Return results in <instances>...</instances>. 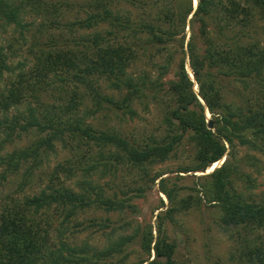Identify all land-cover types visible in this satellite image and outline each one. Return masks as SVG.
I'll use <instances>...</instances> for the list:
<instances>
[{
	"label": "trees",
	"instance_id": "obj_1",
	"mask_svg": "<svg viewBox=\"0 0 264 264\" xmlns=\"http://www.w3.org/2000/svg\"><path fill=\"white\" fill-rule=\"evenodd\" d=\"M68 5L0 0V186L17 177L15 191L0 198V264H176L165 224L204 200L239 240L237 264H264V191L250 192L255 180L246 169L259 157L238 154L241 146L264 152V0H198L196 8L194 0H86L87 15L65 21ZM11 24L24 41L34 38L30 61H11L1 33ZM229 81L242 86L235 100ZM151 103L162 108L165 126L143 140L88 120L104 110L134 118L137 104ZM23 137L26 145L6 149ZM184 143L193 145L191 160L177 180L150 171ZM59 144L69 158L47 172ZM124 165L149 187L159 179L169 204L161 199L156 229L109 216L139 214L134 197L149 188L107 193L108 183L92 180L100 166L107 174ZM186 177L191 185L180 184ZM32 183L40 189L24 194ZM90 210L108 215L81 219ZM84 232L87 240L77 241ZM96 234L103 245L93 242Z\"/></svg>",
	"mask_w": 264,
	"mask_h": 264
},
{
	"label": "rangeland",
	"instance_id": "obj_2",
	"mask_svg": "<svg viewBox=\"0 0 264 264\" xmlns=\"http://www.w3.org/2000/svg\"><path fill=\"white\" fill-rule=\"evenodd\" d=\"M47 1L57 3L59 0ZM67 1H69V5L67 6L68 8H65V10H63L61 13L62 20L73 21L77 18H83L87 15L84 11L86 8L83 9L81 7V5H83L86 0ZM197 2L194 0L195 5H197ZM31 20L32 18H26V21ZM19 27L20 26L11 24L7 26V28L4 27L1 30L4 38L3 44L5 45L6 50L11 55H14V58L11 59V61H14L13 63H18V61H30L32 59L29 50L34 46L32 45L34 38L31 37V35H28L27 40L24 41L25 39L22 38ZM187 31H189V28H187ZM8 43H11L13 46V49L10 48V51L7 49ZM187 67L191 77H194L189 64ZM241 88L242 86L240 83L229 81L226 87L227 97L229 100L237 99V97H239V90ZM195 89L198 90L197 85H195ZM87 103V106L90 107L92 105V100H89ZM135 108L137 109L139 115L135 116L134 118H130V115H126L123 118L117 116L116 112H113L112 110H104L96 113L95 115H91L88 117V120L93 122V124L98 127L104 129L107 127H113L120 131L123 135L138 140L146 139L151 134L161 133L163 129L160 128L161 126L164 128L165 125L161 124L163 111L158 104L151 103L149 109L143 107L141 104H137ZM208 118H212V114L207 110V119ZM27 139L28 137H23L22 140L17 139L13 143H9L6 149L11 151L16 147V145L24 146L30 141ZM192 148L193 145L184 143L181 145L176 155H172L166 161L156 164L154 167L150 168V171L152 173L157 171L165 173L163 177L167 175L170 176V184H172L175 180H177L176 175L178 173L177 170L179 169V166L189 163L191 160L190 156L192 154ZM97 150L98 147L94 148V154L97 152ZM247 153H254L257 157H259V160L256 161V165H250L246 169L251 172L252 177L255 180L253 183L254 186L251 188L250 192H252L254 196H260L264 191V152H252L248 150V147L241 146L238 153L239 156H245ZM68 155H70V153L64 147H62L61 144H59L58 152L55 155H51L50 161L48 162L49 164L46 166L47 172H49V170L51 171L58 162H64L65 159L69 158ZM223 159H226V157L224 156ZM49 165L51 168H48ZM39 170L37 171V174L39 173ZM103 171L104 166H100L98 172L92 175V180L99 185H107L108 183L113 189H108L107 193H113V191H120L122 189H133L139 185L149 187L147 178L142 177L140 171L134 170L130 166L124 165L119 169H110V172L107 174H103ZM195 174L200 175L204 173L196 172ZM16 180L17 177L13 176L5 183V185L0 186V198L6 193L15 191L17 187V182H15ZM158 182L159 179L155 184L152 185V187L147 189L146 196L139 198L134 197L133 201L136 202L138 204V208L141 209L139 214L132 215L128 212H113L109 214L112 220L124 223L125 220L129 221L132 219L135 223H152L154 225V229H156L157 214L161 210L157 209V207L161 205V199L165 201L166 206L169 204V201L164 193L159 191ZM192 182V177L180 179L181 185H191ZM32 184V187H28L24 194L30 195L40 189L38 184ZM69 184L74 186V183L69 182ZM164 209H166V207H164ZM93 215L106 217L108 214L103 211L94 212L90 210L87 213L82 214L81 219L87 220V218H90ZM219 215L220 211L218 208L204 200L199 207H194L181 213L179 212L175 215L173 221L168 220L166 222L165 228H167L168 235L170 239L173 240L177 245V252L175 254L176 264H237L235 259L238 258L239 240L235 237H231L230 234H227L220 227L218 222ZM156 233L157 230H155V234ZM87 237L88 236L86 232L79 233L77 241L81 242L83 239L87 240ZM104 240V236L100 237L98 234H96L93 238V242L98 245H103ZM133 249L137 251L139 249L138 245L133 247ZM136 256L137 253L134 252L132 259H135Z\"/></svg>",
	"mask_w": 264,
	"mask_h": 264
},
{
	"label": "water",
	"instance_id": "obj_3",
	"mask_svg": "<svg viewBox=\"0 0 264 264\" xmlns=\"http://www.w3.org/2000/svg\"><path fill=\"white\" fill-rule=\"evenodd\" d=\"M195 6V8L197 7V5H194ZM214 119H212V118H208V120H207V126H208V128L209 129H214Z\"/></svg>",
	"mask_w": 264,
	"mask_h": 264
},
{
	"label": "bare ground",
	"instance_id": "obj_4",
	"mask_svg": "<svg viewBox=\"0 0 264 264\" xmlns=\"http://www.w3.org/2000/svg\"><path fill=\"white\" fill-rule=\"evenodd\" d=\"M197 1H198V0H197ZM197 1H196V2H197ZM223 160H224V159H223ZM223 160H222V161H223ZM222 161H220V162H222ZM217 164H219V163H217V162L214 163V165L208 169V172H212V171L214 170V168L217 166Z\"/></svg>",
	"mask_w": 264,
	"mask_h": 264
}]
</instances>
